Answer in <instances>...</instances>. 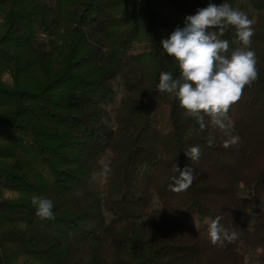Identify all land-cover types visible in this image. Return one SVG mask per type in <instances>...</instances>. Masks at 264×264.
Listing matches in <instances>:
<instances>
[{
	"label": "trees",
	"instance_id": "1",
	"mask_svg": "<svg viewBox=\"0 0 264 264\" xmlns=\"http://www.w3.org/2000/svg\"><path fill=\"white\" fill-rule=\"evenodd\" d=\"M235 1L0 0V264H264V0H241L259 75L229 109L238 143L157 88L161 72L180 75L161 42ZM221 38L230 56L235 29ZM175 164L194 169L185 191L171 190ZM34 195L53 218L36 216ZM217 216L234 241L211 242Z\"/></svg>",
	"mask_w": 264,
	"mask_h": 264
},
{
	"label": "clouds",
	"instance_id": "2",
	"mask_svg": "<svg viewBox=\"0 0 264 264\" xmlns=\"http://www.w3.org/2000/svg\"><path fill=\"white\" fill-rule=\"evenodd\" d=\"M253 23L245 12L234 9L226 2L221 5L210 2L207 7L198 9L195 15L187 16L184 27H177L169 38L161 42L167 55L178 62L180 75L174 78L171 72H161L158 90L178 98L181 108L195 118L200 130L208 127L205 117H209L211 126L226 137L225 148L240 139L238 135H233L229 109L240 100L245 86L251 85L259 75L255 52L250 50ZM229 26L235 29L237 41L242 44L230 56L229 41L221 38ZM214 142V137L209 138L207 146L212 147ZM184 154L196 162L201 148L192 146ZM108 171L105 167L104 173ZM174 171L178 173L172 177L174 183L170 186L174 192L187 190L196 179L192 167L180 169L175 164ZM31 203L37 209V217L53 218L54 204L50 199L34 195ZM221 219L217 216L208 227L213 244L220 242L222 235L228 242L237 238L234 231L229 234L220 224Z\"/></svg>",
	"mask_w": 264,
	"mask_h": 264
},
{
	"label": "rangeland",
	"instance_id": "3",
	"mask_svg": "<svg viewBox=\"0 0 264 264\" xmlns=\"http://www.w3.org/2000/svg\"><path fill=\"white\" fill-rule=\"evenodd\" d=\"M232 7L234 9H238V10L245 12L248 15L249 19L255 21L256 12L252 9V6L248 1L236 0L232 4ZM230 46H231V51H233L236 48L242 47V44H240L238 41H233ZM3 81L5 83L9 84L10 83L9 76L5 75L3 77ZM114 88H115L114 90L116 91L118 98H120L124 95L122 87H121V83L119 80L115 83ZM108 118H110V115H108ZM107 162H108V158H102L98 162H96V165H95V168L93 171V177H92L94 182H96V183L103 182V180H104L103 178L105 175L104 169H105V167H107ZM3 196L5 199H10V200L16 199L18 197L16 194H12V193H8V192H5L3 194ZM255 213H256V209H253L248 214V216L246 218V221L248 223H251ZM77 257L80 258L82 256L80 255V253H77ZM72 264H74V261H72Z\"/></svg>",
	"mask_w": 264,
	"mask_h": 264
}]
</instances>
